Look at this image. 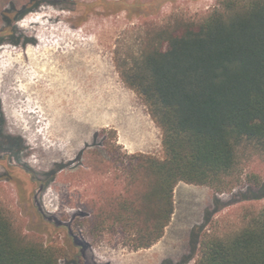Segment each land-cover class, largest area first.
I'll return each mask as SVG.
<instances>
[{"label": "rangeland", "instance_id": "obj_1", "mask_svg": "<svg viewBox=\"0 0 264 264\" xmlns=\"http://www.w3.org/2000/svg\"><path fill=\"white\" fill-rule=\"evenodd\" d=\"M220 1L0 0V207L17 232L65 247L62 264H195L204 235L235 231L264 208V196L253 198L264 152L250 150L231 190L178 184L172 221L151 248L132 251L114 233H70L102 192L122 190L126 153L165 157L161 129L115 59L138 57L147 27L201 21ZM24 6L32 11L6 26L3 13L14 19Z\"/></svg>", "mask_w": 264, "mask_h": 264}, {"label": "trees", "instance_id": "obj_2", "mask_svg": "<svg viewBox=\"0 0 264 264\" xmlns=\"http://www.w3.org/2000/svg\"><path fill=\"white\" fill-rule=\"evenodd\" d=\"M30 11L24 6L14 19L5 11L3 21L11 26ZM140 50L115 60L161 129L165 157L126 153L122 190L102 192L90 215L78 213L69 226L72 235L77 229L94 240L121 235L132 251L164 237L178 184L231 190L250 150L264 152V0H221L201 21L176 17L149 26ZM113 148L107 143L108 152ZM257 187L262 194L253 198L264 196V182ZM200 248L195 264H264V208L235 231L204 235ZM66 256L65 247L17 232L0 207V264H62Z\"/></svg>", "mask_w": 264, "mask_h": 264}, {"label": "crops", "instance_id": "obj_3", "mask_svg": "<svg viewBox=\"0 0 264 264\" xmlns=\"http://www.w3.org/2000/svg\"><path fill=\"white\" fill-rule=\"evenodd\" d=\"M148 116H149V118L151 117V115L148 113ZM152 118V117H151ZM153 120V119H152ZM151 120V121H152ZM152 123H154L155 124V122H154V120L152 121ZM149 128H150V126H149ZM151 129V128H150ZM151 132H152V130H151ZM118 136H119V139L121 138V132L120 131H118ZM127 146V145H126ZM125 146V147H126ZM127 148V147H126ZM140 153H144V152H140Z\"/></svg>", "mask_w": 264, "mask_h": 264}]
</instances>
